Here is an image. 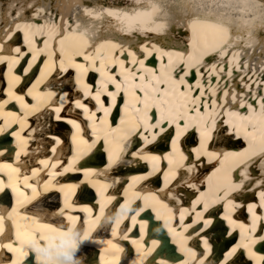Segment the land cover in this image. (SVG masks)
I'll return each mask as SVG.
<instances>
[{
    "label": "bare ground",
    "instance_id": "6f19581e",
    "mask_svg": "<svg viewBox=\"0 0 264 264\" xmlns=\"http://www.w3.org/2000/svg\"><path fill=\"white\" fill-rule=\"evenodd\" d=\"M57 3L0 0L4 43L22 50L0 47V264H45L21 242L58 246L69 229L87 233L81 264H261L264 121L249 105L264 99V0H82L92 13L65 9L63 38ZM21 17L42 27L25 39ZM157 81L170 103L156 115L179 113V137L175 120L154 136L137 100Z\"/></svg>",
    "mask_w": 264,
    "mask_h": 264
},
{
    "label": "snow or ice",
    "instance_id": "6c2138e0",
    "mask_svg": "<svg viewBox=\"0 0 264 264\" xmlns=\"http://www.w3.org/2000/svg\"><path fill=\"white\" fill-rule=\"evenodd\" d=\"M31 7V4L29 5ZM83 7L84 11L86 13L91 14L92 13V9L83 5L82 4V0H58L57 3V8L59 10V18L62 22V25L60 27V32L59 35L61 36V38L64 37L65 32L67 31H73L74 29H66L63 27V23H66V21H64V10L68 9H74V8H81ZM105 11L108 12L109 15H113L114 13H119L120 10L119 9H109V8H105ZM41 11H46V9L43 8H36L33 12L34 16H38L40 14ZM17 16L20 15L19 12L16 13ZM125 16H127V13H124ZM141 15H147V13H136L135 16H141ZM22 20L25 21V24L22 25L21 23H16V29H18L21 33L24 34L25 39L27 38V34H28V29H31L32 27H42L40 25H35L32 22L28 21V18L26 17H21ZM55 26V25H53ZM121 30H125L123 27L121 28ZM128 31L133 30L131 25L127 26ZM14 35V31L12 29H8L5 30L4 28H0V47H3L5 50L7 51H15L17 54H20L22 52L21 47L20 46H16L14 49L11 47V45L5 44L4 41L6 39H11V37ZM159 41H148L147 44H150L151 46H146L145 42H141L140 47H142L146 53V55H153V51L155 52H161L164 51L165 53H167L168 50L166 49H161L160 47H157V45L159 44ZM133 52H129L128 55H132ZM137 55V57L139 58V63L141 65H143L144 63V59L145 57H141L140 53L137 52L135 53ZM206 53L202 52L200 55H205ZM207 54H212V53H207ZM178 55L181 56H188L191 57L192 53L189 51H183V52H179ZM216 56V55H214ZM228 56H225L223 59H219V60H214L210 63H212V65L214 67H218L219 64L223 63L225 64V67L227 69V66L230 64V61L227 59ZM89 58V53H85V59ZM154 58L156 60L160 59L159 55L154 56ZM5 59L4 56H0V60ZM261 63L264 64V58H262ZM15 62V61H14ZM242 66V65H241ZM77 67L80 68L82 67L81 64H77ZM64 69H61V71H63ZM28 69H25V72H27ZM184 75H188L187 72L184 73ZM144 77H141V80H143ZM115 83V81H113ZM158 84H161L162 86L159 88H156L154 86V91H155V95L154 96H150L147 92V90L143 87V85L140 86V91L137 93V100L139 101H143V107L145 109V112H147L148 110L155 108V112L152 113V115H149L147 118L152 121V123L149 125L150 127L153 128V135H157V129L158 132L160 134L165 133L168 130V127L173 123V121L175 120V128H176V132H175V136L179 137L181 135V129L182 128H187V124H183L181 125V123L179 122L180 116L179 113L173 115L171 113V111H169V114L167 116L165 115H160L159 117H157V113H160L161 108L164 107L165 103H170V101H168L167 97H168V89L167 87L164 85V82L162 81H157ZM85 87H88L87 85ZM142 93V94H141ZM99 94L97 93V96ZM109 95L114 96L115 94L113 93H109ZM99 102V101H98ZM77 107H83V105L79 104V102H77ZM249 108L253 109V112L250 113V115H255L258 119L264 121V99H261L260 101V107H259V111L256 112L254 109L253 105H249ZM57 112L60 111L59 108L56 109ZM107 111V109H106ZM137 111H140V108L137 109ZM56 119H64V117H60L57 116ZM69 123H73L74 127H79V125L75 124L72 120L68 121ZM254 128V126H253ZM15 133H10V135H13ZM138 135H140V133H137ZM164 140L167 139H172V144L173 146H175L176 144V139L172 137V133L168 132L167 136H162L161 137ZM255 137L253 136V139ZM262 141H264V137L261 138ZM149 151H151V149H149ZM2 154V153H0ZM262 168H264V148L261 149L260 152V157L259 160L257 161ZM15 170V169H13ZM262 175H264V173H262ZM250 187V185H249ZM3 187L0 186V191H3ZM247 190V189H245ZM261 197L262 199H264V191L261 192ZM209 223V221L205 220V225H207ZM5 229V223L3 220V217H0V231H3ZM40 237L39 236H33L28 238L26 241L21 242V245L19 246V253H20V257H27L28 256V251L26 250V248L24 247V245L26 244L28 246V249L34 251L37 254V259L38 260H43L45 262V264H81V261L76 260L73 258V252L76 251L78 244H80L81 240L83 241H87L88 240V236L87 233H84L83 237L81 236H76L75 238H73L72 236V232L71 229H69L68 233H64L61 236V243L58 246L55 245H41L36 243L37 240H39ZM257 240L264 242V236H257ZM2 247L6 248L9 252H16L17 251V247L14 246L12 243H7V244H3ZM56 248V251L53 252L52 249ZM235 251V249H233V252ZM7 264H17L16 259H10L9 261H7ZM30 264V262H29ZM200 264H203V261L200 262ZM261 264H264V257H261Z\"/></svg>",
    "mask_w": 264,
    "mask_h": 264
},
{
    "label": "rangeland",
    "instance_id": "374dc122",
    "mask_svg": "<svg viewBox=\"0 0 264 264\" xmlns=\"http://www.w3.org/2000/svg\"><path fill=\"white\" fill-rule=\"evenodd\" d=\"M62 202V201H61Z\"/></svg>",
    "mask_w": 264,
    "mask_h": 264
}]
</instances>
